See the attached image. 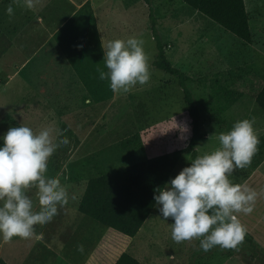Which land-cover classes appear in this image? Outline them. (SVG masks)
<instances>
[{"label":"rangeland","instance_id":"374dc122","mask_svg":"<svg viewBox=\"0 0 264 264\" xmlns=\"http://www.w3.org/2000/svg\"><path fill=\"white\" fill-rule=\"evenodd\" d=\"M126 2L131 3L129 10L122 6ZM244 3L251 43L225 31L182 0H150L158 33L166 45V57L193 79L189 87L200 111L204 135L196 146L197 156L219 147L218 134L228 131L234 123L216 100L218 84L243 92L239 107L247 110L258 136H264V116L253 101L262 82L259 74L264 68V0H244ZM113 6L117 9L109 11ZM96 14L105 44L109 42L106 38L143 40L151 72L149 83L137 84L128 93H114L110 100L100 103L92 102L74 80H70L71 88L57 91L54 87L47 94L50 104L37 103L32 95L24 93L23 99L6 102L5 96L11 98L12 91L22 88L18 78L7 86V93L0 86V136L15 126H29L35 131L49 125L63 129L62 135L69 143L61 144L50 157L48 174L57 176L66 187L70 206L79 198L87 178L98 172L125 177L135 173L145 159L179 150L170 181L190 166L191 161L188 148L191 122L182 88L174 76L151 65L156 47L149 30L147 3L107 0L101 8L96 7ZM6 71L7 75L9 71ZM1 82L4 81L0 78ZM248 172L246 168L237 169L229 178L240 184ZM246 185L255 189L258 196L251 214H238L247 232L236 249L217 246L204 252L199 240L177 243L171 236L169 224L173 221L162 220L158 205L136 239L91 220L77 210V204L75 211L81 223H94L99 231L119 235H102L114 246L108 260L123 250L148 264H261L264 259V161ZM28 192L39 207L38 188L33 186ZM61 215L69 222L74 221L66 213ZM51 223L52 220L37 225L35 235L29 238L14 236L10 241L0 238V258L8 264H65L48 250L46 237ZM49 242L52 243L50 238Z\"/></svg>","mask_w":264,"mask_h":264},{"label":"clouds","instance_id":"9594fccd","mask_svg":"<svg viewBox=\"0 0 264 264\" xmlns=\"http://www.w3.org/2000/svg\"><path fill=\"white\" fill-rule=\"evenodd\" d=\"M29 7L33 0H27ZM13 14V7L6 9ZM143 40L136 37L109 41L104 51L107 71L99 70V79L108 80L114 93H128L137 84L146 85L151 72ZM82 46V45H80ZM254 121L238 120L226 132L218 134L219 147L196 156L174 178L157 189L154 201L163 221L171 218V236L177 243L199 240L208 252L219 246L236 249L244 241L247 229L238 214H251L258 193L235 184L229 178L237 169L250 165L260 143ZM63 129L49 125L39 131L29 126L10 127L0 136V238H29L36 226L49 223L69 194L57 176L49 175V159L68 144ZM37 187L39 207L28 189ZM83 251V245L78 247Z\"/></svg>","mask_w":264,"mask_h":264},{"label":"trees","instance_id":"16d2710c","mask_svg":"<svg viewBox=\"0 0 264 264\" xmlns=\"http://www.w3.org/2000/svg\"><path fill=\"white\" fill-rule=\"evenodd\" d=\"M143 1L148 5L149 30L156 47L155 59L151 65L174 76L182 88L183 100L191 122L188 148L193 160L197 156L196 146L204 138L201 133L200 111L189 87L193 79L172 65L166 57V45L158 33L150 0ZM182 1L243 42L251 43L249 17L244 0ZM53 40L82 84L88 98L94 103L110 100L114 92L109 87V81L99 79L98 69H107L95 16L89 2L84 3L54 32ZM259 75L263 83L254 101L264 113V68ZM241 96V91L226 84L217 85L215 97L222 110H227ZM258 137L260 143L257 145V152L248 165L251 168L258 166L264 159V136ZM179 155L180 151L175 150L171 154L147 158L135 173L125 177L107 172H98L88 177L77 206L78 211L115 231L134 237L156 206L154 194L168 181ZM0 264L7 263L0 258ZM113 264L142 263L131 254L121 252ZM261 264H264V259Z\"/></svg>","mask_w":264,"mask_h":264},{"label":"crops","instance_id":"0c3cea01","mask_svg":"<svg viewBox=\"0 0 264 264\" xmlns=\"http://www.w3.org/2000/svg\"><path fill=\"white\" fill-rule=\"evenodd\" d=\"M86 2H89L92 8L100 43L103 51H105L106 44L97 18L96 7L101 8L106 4L107 0H33L32 7L28 6L27 0H0V46H3V50L0 52V78L4 81L0 83V86L5 87V92L7 93V86L12 80L18 78L22 82L21 89L13 88L17 91H12L11 98L5 96L6 102L23 99L24 93L32 95V99L37 103L50 104L47 94L51 93L54 87H56L57 91H60V88H71L70 80H74L76 85L78 84L81 90L86 93L53 40L54 32ZM9 6L13 7L11 16L6 12ZM122 6L129 10L131 3H122ZM116 9L117 7L115 6L114 8L113 6L109 11ZM106 39L112 41V38ZM6 70L9 71L7 75L5 74L7 73ZM65 80H67V83H64ZM234 89L241 91L237 88ZM243 97L244 94L242 92L240 99ZM239 106L238 100L224 111L228 112V116L233 118L234 122L250 119L247 116V110L241 109ZM262 115L264 116V113ZM263 161L264 159L255 168L245 167L246 170H249V174L243 178L241 185H246L254 177ZM85 184L75 203L71 206L66 204L60 207L58 214L52 219V226L48 227L46 237L48 239V243L46 242L48 244L47 247H50L46 249L52 251L60 260V263L113 264L121 251L114 258L108 260V256L114 246L102 235L111 234V237L119 235L107 231H99L94 223H81L80 216L75 211V206L76 204L78 206ZM154 209L145 222L151 217ZM63 213L69 215V218H74L75 223L71 219L70 222L66 218L64 219L61 215ZM143 225L132 239H136L139 236ZM49 238L52 243L49 242ZM80 245H83V251L78 250ZM122 252L125 251L122 250ZM135 258L142 264H148L139 257Z\"/></svg>","mask_w":264,"mask_h":264}]
</instances>
